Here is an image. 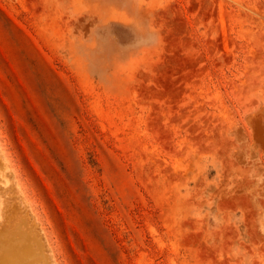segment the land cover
I'll list each match as a JSON object with an SVG mask.
<instances>
[{"label":"rangeland","instance_id":"rangeland-1","mask_svg":"<svg viewBox=\"0 0 264 264\" xmlns=\"http://www.w3.org/2000/svg\"><path fill=\"white\" fill-rule=\"evenodd\" d=\"M0 264H264V0H0Z\"/></svg>","mask_w":264,"mask_h":264}]
</instances>
